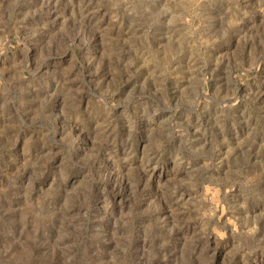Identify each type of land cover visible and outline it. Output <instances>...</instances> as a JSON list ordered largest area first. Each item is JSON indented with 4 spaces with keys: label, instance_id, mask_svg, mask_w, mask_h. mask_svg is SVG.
Listing matches in <instances>:
<instances>
[{
    "label": "rangeland",
    "instance_id": "374dc122",
    "mask_svg": "<svg viewBox=\"0 0 264 264\" xmlns=\"http://www.w3.org/2000/svg\"><path fill=\"white\" fill-rule=\"evenodd\" d=\"M0 264H264V0H0Z\"/></svg>",
    "mask_w": 264,
    "mask_h": 264
}]
</instances>
